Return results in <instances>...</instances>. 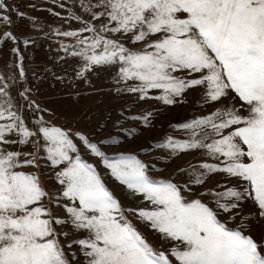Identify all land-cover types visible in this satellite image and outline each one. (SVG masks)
Here are the masks:
<instances>
[{"label": "snow or ice", "instance_id": "snow-or-ice-1", "mask_svg": "<svg viewBox=\"0 0 264 264\" xmlns=\"http://www.w3.org/2000/svg\"><path fill=\"white\" fill-rule=\"evenodd\" d=\"M54 2L0 0V264H264V0Z\"/></svg>", "mask_w": 264, "mask_h": 264}, {"label": "rangeland", "instance_id": "rangeland-1", "mask_svg": "<svg viewBox=\"0 0 264 264\" xmlns=\"http://www.w3.org/2000/svg\"><path fill=\"white\" fill-rule=\"evenodd\" d=\"M6 2L15 5L20 11H24L30 16L38 18L41 23H50L53 21L59 23L57 18L54 17L51 12L47 11L49 8L54 9L56 12H61L62 15L65 11L64 9H61L54 2V0H6ZM67 3L71 4L72 0H67ZM28 4H34L35 10H30L27 8L26 5ZM10 14L12 19L16 21V24L13 28V31L16 35L22 37L24 35L39 31V29L30 28L27 20H19L15 11L11 12ZM3 31L4 28L0 27V34H2ZM11 46H14L11 40L4 41L3 39H0V69H3L6 61H10L12 59V54L9 52V48ZM15 46H18L21 52L25 54V60L23 61V64L29 74V79H32L31 72L35 71L38 65L50 63L48 57H51L55 54L54 52H48L47 47L44 45H41L36 49H33L32 47L26 48L22 42V39L16 43ZM54 47L55 45H53V48ZM33 55H35V59L32 58ZM197 91L198 89H193L187 92L186 96L189 98L188 102L177 103L174 106H164L156 100L145 101V106H152L157 113L154 120V123L157 125V127L152 129L151 133L146 132L145 136H159L165 131L170 122L187 118L193 111V103ZM196 111L200 112L203 111V109H196ZM185 159H188L187 155L182 156L177 162L181 163ZM117 194H119V189H117ZM125 203H129V201H125ZM140 227L142 230L147 231L143 225H140Z\"/></svg>", "mask_w": 264, "mask_h": 264}]
</instances>
